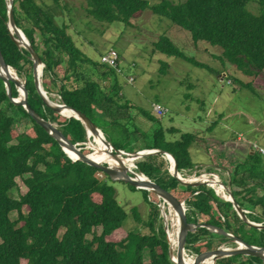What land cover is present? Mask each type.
Here are the masks:
<instances>
[{
	"label": "trees",
	"instance_id": "trees-1",
	"mask_svg": "<svg viewBox=\"0 0 264 264\" xmlns=\"http://www.w3.org/2000/svg\"><path fill=\"white\" fill-rule=\"evenodd\" d=\"M85 3L88 17L96 23L125 27H130L132 20L151 8L148 0H85ZM61 8L60 0H14L13 5L16 26L45 65L42 79L48 95L56 93L64 104L89 117L114 151L128 154L164 151L172 155L179 173L192 171L195 164L190 149L198 142V134H181L179 139L172 140L171 135L179 132L177 129L166 130L146 110L132 107L126 99L122 102L123 95L113 92L118 86L115 71L93 61L76 46L69 27L56 17ZM151 9L155 15L189 33L195 45L205 43L220 48L222 55L217 59L223 64H231L251 77L264 71V0H184L179 4L164 0ZM8 11L7 0H0V49L5 63L21 78L26 77L29 105L45 120L57 124L72 144L87 143L82 122L56 113L39 94L30 53L11 37ZM155 48L195 67L209 68L182 53L167 36ZM89 65L95 69L93 74L92 69H87ZM163 68L166 71L168 65L164 63ZM92 75L100 80L111 75L108 78L113 81L112 88L102 87ZM232 78L242 87L251 85V81L229 75ZM10 87L12 96L17 97L18 89L13 81ZM133 109L157 124L152 134L132 124L130 110ZM7 110H15L20 118L8 115ZM19 122L26 123V131L15 128ZM105 123L116 130L119 138H112ZM82 153L90 152L83 147ZM247 161V165L230 169L232 193L247 219L264 226V162L259 154H250ZM136 166L138 173L185 204L188 224L193 227L187 236L186 250L200 255L232 241L210 232L209 228L236 235L248 245L264 247V229L247 226L238 217L234 205L220 199L209 186L183 185L170 173V161L164 155L146 156L137 160ZM98 174L104 177L99 179ZM18 179L23 181L27 192L14 199V190H19ZM109 181V176L101 170L81 161L73 162L23 106L9 98L0 78V264H23V260L25 264H147L145 253L149 255L148 264H175L167 231L161 224L163 202L147 191L140 190L149 206L147 220H143L136 208L130 210L140 231L133 229L118 242L110 240L123 228L128 215L118 204ZM259 191H263L262 196ZM95 196L99 197V203L95 202ZM12 214L17 215L16 221H12ZM144 229L146 234L141 233ZM240 257L217 264L235 262ZM239 264L264 262L246 257Z\"/></svg>",
	"mask_w": 264,
	"mask_h": 264
},
{
	"label": "rangeland",
	"instance_id": "rangeland-1",
	"mask_svg": "<svg viewBox=\"0 0 264 264\" xmlns=\"http://www.w3.org/2000/svg\"><path fill=\"white\" fill-rule=\"evenodd\" d=\"M60 1L63 9H59L56 17L62 19L69 27V33L76 46L85 55L93 61L100 62L101 56L110 48L118 54L121 74L115 72L118 86L113 89V92L123 95L122 102L126 99L132 107L142 108L152 116H155L152 112V106L155 104L166 107L169 114L163 119L156 118L166 130L174 128L179 131L177 134L171 135L172 140L179 139L181 134H198V142L190 149L195 168L190 172H184L182 174L184 178L199 179V173L196 176L198 178H191L199 168L197 164L207 163L211 157L212 162L228 161L229 169L236 165H247L248 161H245V158L249 150L236 149L235 145L249 144L253 150L252 145L256 143L264 149V85L256 86L252 83L253 81L249 87H242L239 82L229 83V80L233 81V79H229V75H235L244 81H250L251 78L241 74L233 65L223 64L217 59L222 55L220 48H212L205 43L195 45L189 33L155 15L151 9L152 6L160 4L164 0H148L151 8L132 20L130 27L121 24L96 23L86 13L85 0ZM169 1L179 4L184 0ZM55 23L57 24V22ZM163 36H167L186 56L205 63L209 68H198L183 59L169 57L156 51L155 44ZM164 63L168 65L166 71L163 68ZM87 69H92L93 74L94 67L92 65H89ZM222 72L223 76H220ZM109 76L111 75L106 76V80H100L99 76L97 78L92 75L94 79H99L102 87L112 88L113 81H110ZM129 76L135 79L132 83L127 81ZM22 79L26 81L24 75H22ZM50 96L55 102L61 101L56 93H52ZM6 113L20 118L15 110H7ZM130 114L133 117L132 124L138 126L143 132L152 134L156 130L157 124L138 113L136 109L130 110ZM247 114L250 119L245 116ZM24 124L26 123L19 122L15 128L24 132L27 130ZM105 125L107 128L110 127L108 123ZM257 125L262 128H258ZM109 130L112 138H119V134L115 132L114 128H109ZM84 147V150L92 152L88 144ZM259 156L264 162V155ZM132 162L135 160L132 159ZM127 168L129 169V167ZM206 171L209 174H216L223 183L222 185L215 182L218 177L212 178L214 179L212 182L210 181L212 186L215 188L223 186L226 190L228 188L232 190V180L228 171L214 172L212 169ZM97 176L99 179L104 177L102 174ZM201 178L204 181H209L206 176ZM17 183L19 190H14V199H19L27 192L21 179H18ZM109 184L116 191L118 204L128 215L123 228L110 239L118 242L125 238L129 231L139 229L137 222L130 215V210L136 208L143 220L146 221L149 206L145 203L140 190L132 191L127 185L113 181H109ZM219 195L229 197L228 192L227 195H221L219 192ZM259 195L262 196L263 191H259ZM94 200L97 203L100 202L98 196H95ZM160 208H164V203L160 205ZM171 216L169 207L164 210V215L161 214V224L165 226L166 231L167 225L172 227L173 223L169 220ZM11 219L16 221L18 217L16 214H12ZM146 231L144 229L141 233L146 234ZM99 234H101V230H99ZM223 247L235 248L236 245L231 241ZM187 255L195 257V254L190 250H187ZM245 261L246 257H240L235 262L230 261L228 264H239ZM145 262L149 263L148 253H145ZM23 264H25V260H23Z\"/></svg>",
	"mask_w": 264,
	"mask_h": 264
},
{
	"label": "water",
	"instance_id": "water-1",
	"mask_svg": "<svg viewBox=\"0 0 264 264\" xmlns=\"http://www.w3.org/2000/svg\"><path fill=\"white\" fill-rule=\"evenodd\" d=\"M8 3V28L11 33V37L15 41V43L24 49H26L30 53V60L33 64V79L35 86L39 92V94L44 98L45 104L47 107L55 111L56 113L63 116L64 111H71L73 114L70 116H64L65 118L71 119H77L82 122L84 125L86 131H87V143L89 145V149L92 150L93 143L96 141V138H99L102 140L105 145L108 147L109 155L112 158L118 159V158H124V157H132V159L139 160L146 156L155 155V154H162L170 161L171 167H170V173L173 175V177L177 178L183 185H192L194 187H198L200 185H207L210 188L214 189L216 192V195L227 202H230L234 205V209L237 212L238 217L250 228L252 229H258L263 230V225H257L254 223H251L247 217L246 213L238 206L232 190L228 188V196L222 197L219 195V192L214 188V186L211 185L210 181H204L202 178L199 179H188L181 176V174L178 171V168L176 166V163L172 157L171 154H168L164 151L160 150H149V151H141L136 154H128L123 151H114L112 145L108 142L106 139L104 133L101 129L98 128V126L92 122V120L87 117L82 112L70 108L64 102L61 101H53L50 96L48 95L47 91L44 88V68L45 65L42 63V60L40 58V55L37 53V51L34 49V47L31 45L30 41L27 40L23 32L16 26L15 18H14V0H7ZM12 70L15 71L14 75L12 73ZM0 78L5 84V88L7 91V94L9 98L14 101L18 102L23 108L31 115V117L35 120V122L42 128L45 129V131L53 138L55 139L59 145L62 147V149L65 151V153L68 155V157L73 161H81L83 163H86L92 167H95L99 170H101L103 173H105L107 176H109L110 180L117 183H123L125 185H128L130 187H133L137 190H144L149 193H152V195L156 196L159 201H162L164 205L170 208V211L175 212V215L178 219L179 224V231H178V240H177V252L176 256L177 258L174 259V249L171 244L170 239V225H167V234L168 239L171 245L170 254L172 260L175 262V264H204L207 260L212 259L214 264H217L218 261L229 259L232 257H255L258 259H261L264 262V247L254 246V245H248L243 240L238 238L236 235L230 234L226 231L216 230L209 228L208 230L213 233H218L224 236L229 237L236 245V248H226V247H219L217 250L209 251L206 253H202L200 255H196L195 258L191 263L186 261L185 256H187V250H186V240L188 233L193 232V227L188 224L187 220V209L185 204L180 203L171 192L165 190L160 185L156 184L152 180H150L145 175L147 179H143L141 175L132 174L129 169L125 165H121V167L116 165H110L108 163L101 164L100 162H97L90 158V154H83L82 149H80L77 144H72L67 137L63 134V132L59 129V126L57 124H53L47 120H45L44 117H41L35 110L32 109V107L29 105V102L26 97L27 87H26V81H23V79L18 75L17 71L13 69L12 67L8 66L2 56L1 49H0ZM13 81L15 83V86L18 89V96L13 97L10 93V82ZM22 90V92H21ZM22 93V94H21ZM92 139V140H91ZM71 154H74L75 157H72ZM213 184V183H212ZM223 185V183L221 182ZM164 215V213H163ZM204 228V227H203Z\"/></svg>",
	"mask_w": 264,
	"mask_h": 264
},
{
	"label": "bare ground",
	"instance_id": "bare-ground-1",
	"mask_svg": "<svg viewBox=\"0 0 264 264\" xmlns=\"http://www.w3.org/2000/svg\"><path fill=\"white\" fill-rule=\"evenodd\" d=\"M11 71L14 75L15 71L12 69H11ZM21 92H22V90H21ZM63 113H64L63 116H66V114H67V116H70L73 114L71 111H64ZM89 154H90V158H92L93 160H95V161L101 160V161H104L110 165H116V166L121 167V165H120V163H121L122 165L129 167L128 165H130L131 163L133 164L132 157L131 158H125L124 157V158H118V159L112 158L109 155L108 147L99 138H96V141L93 143V146H92V152H90ZM71 156L75 157L74 154H71ZM133 160H135V159H133ZM141 177L143 179H147L146 177L144 178V176H142V175H141ZM206 179L208 180L207 176H206ZM215 182L217 183L218 181L215 180ZM215 189L217 191H219L221 193V195H227L228 191L226 190V188H223V186L222 187L218 186ZM171 214H172V216L169 220L172 221L173 224H172V227L170 226V239H171L172 247L174 249V259H176L177 258L176 252H177V240H178L179 224H178V219L175 215V212L171 211ZM185 258H186L187 262L191 263L195 257L185 256ZM204 264H214V262L212 259H209Z\"/></svg>",
	"mask_w": 264,
	"mask_h": 264
},
{
	"label": "built area",
	"instance_id": "built-area-1",
	"mask_svg": "<svg viewBox=\"0 0 264 264\" xmlns=\"http://www.w3.org/2000/svg\"><path fill=\"white\" fill-rule=\"evenodd\" d=\"M119 56L118 54L116 53L115 50H113L112 48L108 49L106 51V53L101 56V64L113 69L115 72H117V74H121V71L119 70V64H118V59ZM133 77L129 76L127 77V81L129 83H132L133 82ZM229 83H232L231 80H229ZM152 112H154V115L155 117L159 118V119H163L165 118L168 114H169V110L160 105V104H155L154 106H152ZM87 144L86 143H78L77 146L83 150V147L86 146ZM85 148V147H84ZM252 148H253V151L255 152H258L259 154L261 155H264V149L263 148H260L256 143L252 145ZM137 161V160H136ZM136 161L133 162L132 166L129 167V171L132 173V174H136V175H143V174H140L137 172V166H136ZM197 172H194V176L191 177V178H198L196 176H198L200 174V177H205V176H208V179L209 180H214L212 178H216L218 177L216 174H209L206 172V169H200V168H197L196 169ZM186 172V171H185ZM190 172V171H189ZM184 173V172H183ZM199 173V174H198ZM181 174V173H180ZM181 176L183 177V175L181 174ZM190 179V178H189ZM218 184H221V179L218 177V180H217ZM217 184V185H218ZM167 209V206L164 205V208H162V211L164 213V210ZM170 234V233H169ZM188 256V255H187Z\"/></svg>",
	"mask_w": 264,
	"mask_h": 264
},
{
	"label": "crops",
	"instance_id": "crops-1",
	"mask_svg": "<svg viewBox=\"0 0 264 264\" xmlns=\"http://www.w3.org/2000/svg\"><path fill=\"white\" fill-rule=\"evenodd\" d=\"M234 68H235V66H234ZM236 69V68H235ZM239 71V70H238ZM240 72V71H239ZM241 73V72H240ZM241 74H243V73H241ZM244 75V74H243ZM220 76H223V72L222 73H220ZM245 76H247V75H245ZM247 77H249V78H251L250 79V81H253V84L254 85H256V86H262V85H264V71L263 72H261L259 75H257V76H254V77H251V76H247ZM220 79H221V77H220ZM233 79V78H232ZM222 80V79H221ZM232 81V80H231ZM234 81H232V83H233ZM245 82H249V81H245ZM235 83V82H234ZM264 87V86H263ZM262 87V88H263ZM241 113V112H240ZM245 116H247L249 119H250V117H249V115L247 114V115H245ZM259 124V123H258ZM257 127L259 128H262L260 125H257ZM240 142H241V140H240ZM218 143V142H217ZM222 143H224L223 141H222ZM232 143V142H231ZM227 145V144H226ZM234 145V144H233ZM235 148L236 149H242V150H249V152L247 153V157L245 158V161H247L248 160V158H249V155L251 154V155H254V154H259L258 152H255V151H253L252 149H251V147L249 146V144H246V145H243V144H241V145H235ZM259 155H261V154H259ZM227 156V155H226ZM212 158V157H211ZM211 158H210V160H209V162H207V163H200V164H197V165H199V168L200 169H206V170H210V169H212V171H214V172H223V171H228L229 172V175L231 176V172H230V169H234V168H236V166H234V167H232V168H230L229 169V166L227 165L228 164V161H224V162H219L218 161V163H217V161H215V162H212V160H211ZM233 163H235V162H233ZM207 172V171H206Z\"/></svg>",
	"mask_w": 264,
	"mask_h": 264
}]
</instances>
